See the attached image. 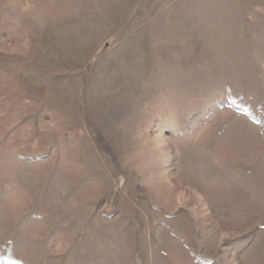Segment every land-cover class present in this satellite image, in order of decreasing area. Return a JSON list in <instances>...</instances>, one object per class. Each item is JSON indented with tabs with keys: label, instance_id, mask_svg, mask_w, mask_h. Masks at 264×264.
Segmentation results:
<instances>
[{
	"label": "rangeland",
	"instance_id": "rangeland-1",
	"mask_svg": "<svg viewBox=\"0 0 264 264\" xmlns=\"http://www.w3.org/2000/svg\"><path fill=\"white\" fill-rule=\"evenodd\" d=\"M0 264H264V0H0Z\"/></svg>",
	"mask_w": 264,
	"mask_h": 264
}]
</instances>
